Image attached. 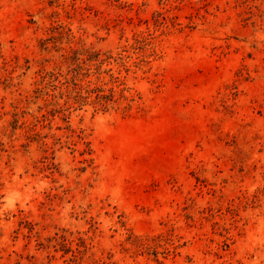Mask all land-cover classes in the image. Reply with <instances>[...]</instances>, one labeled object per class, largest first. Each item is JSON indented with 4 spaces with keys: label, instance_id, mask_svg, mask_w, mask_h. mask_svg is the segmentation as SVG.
Instances as JSON below:
<instances>
[{
    "label": "rangeland",
    "instance_id": "1",
    "mask_svg": "<svg viewBox=\"0 0 264 264\" xmlns=\"http://www.w3.org/2000/svg\"><path fill=\"white\" fill-rule=\"evenodd\" d=\"M0 264H264V0H0Z\"/></svg>",
    "mask_w": 264,
    "mask_h": 264
}]
</instances>
